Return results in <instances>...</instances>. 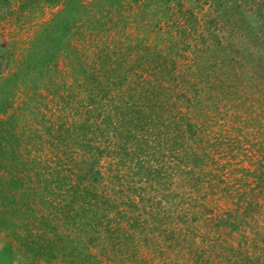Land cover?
Here are the masks:
<instances>
[{
  "label": "rangeland",
  "instance_id": "rangeland-1",
  "mask_svg": "<svg viewBox=\"0 0 264 264\" xmlns=\"http://www.w3.org/2000/svg\"><path fill=\"white\" fill-rule=\"evenodd\" d=\"M96 69L122 82L124 100L140 90L138 101L195 124V151L214 159L201 193L177 195L180 173L172 186L151 184L119 158L112 129L91 141L98 148L76 141L77 129L58 144V125L90 105L93 82L83 74ZM90 149L100 157L96 182L77 178ZM158 157L142 165L170 164ZM61 178L95 195L70 193ZM247 196L259 205L242 213L246 223L218 218ZM249 256L264 261V0H0V264H243Z\"/></svg>",
  "mask_w": 264,
  "mask_h": 264
},
{
  "label": "trees",
  "instance_id": "trees-1",
  "mask_svg": "<svg viewBox=\"0 0 264 264\" xmlns=\"http://www.w3.org/2000/svg\"><path fill=\"white\" fill-rule=\"evenodd\" d=\"M111 58H109L110 61ZM99 61L100 62L98 63L104 68L105 61ZM103 73V80H101L102 77L99 75V69L94 70L92 74H83L84 79L89 80L90 83L93 82V85L90 88L92 93H90L89 102L91 103L90 105L84 103L77 104L76 116L74 115L72 119L69 115L67 121L64 122L65 124L62 123L61 125H58L59 129L57 128L58 132L55 134L58 144H62L63 141L67 139L65 133L70 134L71 130L77 129V133L74 137L76 141L78 139L83 140L82 143H86L83 145L90 148H98L99 145L92 144L91 141L97 139L99 135L102 138L105 136L107 137L106 139H108L110 137V130L112 129L115 135H117V140H119L117 142V148L123 151V154H121L119 158L121 160L123 159V161L124 158H129L130 161L135 162L134 164H138L139 169L144 170V175H148V178L146 179H148L151 184H157L158 186L164 184L172 186L173 177L180 173L183 178V182H181L180 185H182L181 187L185 186V188L183 191H177V195H182L181 198L188 199L193 192L198 193L199 191V193H201V187L205 181L204 179H207L208 175L213 172V168L210 166L213 165L211 162H213L214 159L206 151L201 153L195 151L191 142L192 136H196L198 131L195 124L192 122L182 124L183 121L181 122L180 120H177L175 116L168 115L166 107H158L160 104L156 102L149 104L138 101V99H140L139 96H144L143 92L140 90H138L140 95H138L136 99L131 97V100L129 101L124 100L125 96L122 93L124 88H121L120 85L122 82L118 83V80L109 69H105ZM71 89L72 88H68V91L73 95ZM96 91L101 92L100 97L95 94ZM160 109H164L163 112ZM71 110H73V108ZM33 112L34 110H32V113ZM37 121H43V123H46L43 118L37 119ZM16 124H18L17 121ZM103 124L107 125L105 131L98 132ZM152 124L154 126H152ZM16 127L17 125L13 124L12 128ZM36 128L38 129L39 127L32 129L35 130ZM152 130H157V133L153 135V137L151 136ZM161 136L163 138H160ZM131 139L133 142L130 141ZM149 139L152 140L150 141ZM17 140H19V138ZM129 141L133 144L132 147H130V145L127 146L128 143H130ZM164 150H166V152ZM155 154H158L159 157L163 156V158L168 156L171 160L170 164L161 166L158 169H154L151 165H142L151 164L150 159L155 156ZM89 157L90 160L88 161V164H90V166L85 171V176L82 177L80 174H77V178L78 180H84L87 179V176H90L91 179L96 182L101 179V176H99L101 175L100 172H97L95 168V165L99 164L100 157L99 154L95 153L92 149H90ZM206 157H208L207 162L210 163L209 167L207 164H201ZM62 170L71 171L67 166L64 168L61 166V170L59 171L61 172ZM65 175L67 178L70 176L67 174ZM66 176H64V179L68 180ZM151 177L155 178V183L149 179ZM60 180L61 183H63V186L66 185L69 187L68 190L70 193L83 194L85 192L87 195H95L93 192L87 190L85 184L82 185L81 183H78L77 185L72 184L69 186V182H64L62 178ZM77 186L81 189L79 190ZM73 189H75V191ZM251 198L252 199L248 198V196L245 199L240 198L241 200H244V204L241 203L240 200H237V206L235 209L230 208L227 214L219 215L218 218L224 219L225 217H229L234 220L240 218L243 223H246L247 218H244L242 213L246 216L247 213L249 214L250 212L252 213L255 211L254 209L259 205L254 204V196ZM233 222L236 223V221ZM244 259L246 261L244 262L243 260V264H264V261L251 256Z\"/></svg>",
  "mask_w": 264,
  "mask_h": 264
}]
</instances>
